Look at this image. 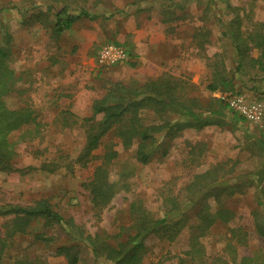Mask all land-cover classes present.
Masks as SVG:
<instances>
[{
  "label": "rangeland",
  "instance_id": "obj_1",
  "mask_svg": "<svg viewBox=\"0 0 264 264\" xmlns=\"http://www.w3.org/2000/svg\"><path fill=\"white\" fill-rule=\"evenodd\" d=\"M168 2L0 0V43L9 49V66L18 77L16 90L5 100L11 108L30 106L37 118L28 129L11 134L18 155L12 169H0V204L47 200L85 233L119 239L120 232L123 241L135 233L136 209L151 219L167 216L171 238L161 231L150 233L142 264H262L257 258L264 256V236L258 234L255 217L264 220V118L248 120L217 94L237 92L264 101V70L248 57H261L264 51V0H188L184 10L171 5L172 23L183 38L177 53L183 62L164 73L178 79L179 102L200 115L192 118L175 108L139 110L141 123L160 129L151 131L145 163L137 155L139 139L126 146L121 136L133 118L129 114L83 155L89 133L98 130L103 118L97 114L85 120L93 115L95 100L116 82L134 84L142 77L136 58L131 59L135 66L127 60L93 75L89 56L103 43L115 42L107 22L117 16L116 27L108 29L122 31L121 22L131 14L146 12L162 20ZM64 3L70 12L84 7L97 17L80 18L56 34V17L45 8ZM38 7L44 14L37 13ZM94 26L103 31L92 46L84 47L98 31ZM238 28L240 55L230 35ZM185 119L193 123L181 130L177 124ZM111 185L112 196L95 199L98 188ZM218 209L232 210L233 218L206 228L205 216ZM11 226L9 217H0V236ZM72 238L65 224L38 220L26 233L9 237L2 264H67L58 248L70 246ZM76 250L79 264H102L87 243ZM245 256L255 259L247 263Z\"/></svg>",
  "mask_w": 264,
  "mask_h": 264
},
{
  "label": "trees",
  "instance_id": "obj_2",
  "mask_svg": "<svg viewBox=\"0 0 264 264\" xmlns=\"http://www.w3.org/2000/svg\"><path fill=\"white\" fill-rule=\"evenodd\" d=\"M167 1L169 2L165 7L168 6V9L163 8L162 20L164 23L171 24L174 21V17H172L173 10L169 7L172 5L184 10L188 0ZM43 9L42 7H38L37 13L44 14ZM45 9L46 11H53L56 17L52 23V28L56 34L70 29L80 18L97 17V15L91 14L84 7H80L78 12H70L69 6L66 3L59 8H56L53 4H48ZM241 32L240 28H238L230 34L235 40V48L239 55L243 49L240 43V40L243 39ZM8 38L9 35L6 34L7 41L9 40ZM246 45L248 51L250 49L249 42ZM127 48L130 54L127 60L135 66L136 62H132L131 59L136 58V55L128 46ZM248 57L250 61L258 63L260 68L264 70V51L261 57L253 58L250 55ZM242 62L243 57L241 56L238 62V68H240ZM9 65V49L0 43V169L5 171L12 169L13 160L18 155L17 143L11 138L12 132L20 129H28L34 122H37L35 111L30 106L11 108L5 100L6 95L16 90L15 85L18 78L15 70ZM177 80V78L164 73L146 82H137L134 84L114 83L102 98L95 100L93 115L85 118L86 121H91L94 120L97 114H103L102 120L98 122V130L95 132L94 128L89 133L83 149V155H89L99 145L102 137L116 125L115 123L121 119L124 121V118L128 117L127 115L129 114L133 115V118H128V121L131 123L121 131V136L124 138L127 144L126 146L133 143V138L139 139L137 155L144 163L149 160L150 152L147 147V141L151 137V131L160 129L156 125L149 126L141 123V119L137 114L139 110L154 108L166 111L169 108H175L174 110H177L180 114L185 116L190 115L192 118L200 115V113L194 112L191 106H186V104L179 102ZM192 123L193 120L185 119L181 123L178 122L177 125L183 130L184 126L191 125ZM113 187L111 185L106 188H98L99 191L95 199L112 196ZM261 203L264 205V202L261 201ZM136 211L133 221L135 233H130L127 239L123 241V234L121 235L120 232L116 234L119 239H113L112 236L100 232L94 234L85 233V230L80 226H77L71 220L64 218L60 212L54 210L47 200H40L29 205L0 204V217H9L12 223L11 228L7 231V235L0 236V264L4 262L3 256L6 253L5 248L8 244L9 237L17 233H26L30 225L38 220H43L46 224H65L67 226L70 234L73 236L71 239L73 242L70 246L58 248V254H64L67 257V264L80 263V251L76 250L80 243H87L90 246L95 260L102 262V264H142L143 256L146 252L145 239L150 233H159L161 231L166 234V237L171 238V236H169V225L166 224V221H168L167 216L151 219L147 212H138L137 209ZM207 215L204 219L207 223L206 228H209V226H212L217 221L228 222L233 218L234 212L228 209H218L214 214L209 213ZM255 225L258 234L264 236V220L262 221L260 218L255 217ZM40 237L42 240L48 242L53 240L50 237L42 235ZM254 259V257L250 256L242 258L247 263L254 261ZM257 259L260 263L264 264V256Z\"/></svg>",
  "mask_w": 264,
  "mask_h": 264
},
{
  "label": "crops",
  "instance_id": "obj_3",
  "mask_svg": "<svg viewBox=\"0 0 264 264\" xmlns=\"http://www.w3.org/2000/svg\"><path fill=\"white\" fill-rule=\"evenodd\" d=\"M119 19L117 16L109 19L111 22L109 24L108 21L106 27H116L115 23ZM121 24L123 26L122 31H116V29L113 30L112 28L111 30L106 28V30L112 34L111 37L115 39V42L128 44L127 46L136 55L137 66L135 68L139 66L137 71L139 75H142V77L140 76L142 78H140V82L155 79L167 71V67L169 68L172 64L183 62V59L177 57V53L182 49L183 38L176 33L178 28L175 29V23H164L160 16L151 15L149 17L145 12L139 15L131 14ZM94 27L98 31L93 40L84 43V47L89 48L92 46L100 36L98 35L99 31H103L100 26ZM98 50L92 56H89L88 65H92L91 70L93 75H99L102 72L96 60Z\"/></svg>",
  "mask_w": 264,
  "mask_h": 264
},
{
  "label": "built area",
  "instance_id": "obj_4",
  "mask_svg": "<svg viewBox=\"0 0 264 264\" xmlns=\"http://www.w3.org/2000/svg\"><path fill=\"white\" fill-rule=\"evenodd\" d=\"M123 44L113 41L103 43L97 54V65L100 69L118 65L126 61L130 54ZM218 98L223 101L230 109L238 112L248 120L258 122L264 118V101L249 99L243 93H233L220 91Z\"/></svg>",
  "mask_w": 264,
  "mask_h": 264
}]
</instances>
